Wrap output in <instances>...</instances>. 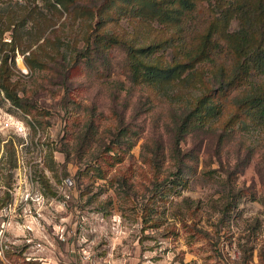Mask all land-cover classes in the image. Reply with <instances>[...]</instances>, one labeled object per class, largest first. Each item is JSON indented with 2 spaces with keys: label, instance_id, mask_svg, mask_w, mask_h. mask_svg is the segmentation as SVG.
<instances>
[{
  "label": "rangeland",
  "instance_id": "374dc122",
  "mask_svg": "<svg viewBox=\"0 0 264 264\" xmlns=\"http://www.w3.org/2000/svg\"><path fill=\"white\" fill-rule=\"evenodd\" d=\"M66 5L0 0V48L14 45L12 80L40 111L32 125L0 91V264H264V128L225 129L228 108L173 153L175 121L198 89L177 98L134 83L120 48L92 63L80 55L91 23L135 43L169 31L117 13L110 20L104 0ZM92 118L96 132L84 143ZM120 132L134 144H121L123 159L99 177L96 156ZM175 153L188 184L171 190L160 183L178 171Z\"/></svg>",
  "mask_w": 264,
  "mask_h": 264
},
{
  "label": "trees",
  "instance_id": "16d2710c",
  "mask_svg": "<svg viewBox=\"0 0 264 264\" xmlns=\"http://www.w3.org/2000/svg\"><path fill=\"white\" fill-rule=\"evenodd\" d=\"M55 1L67 6L69 0ZM104 1L105 7H109L110 20H115L117 13L141 23L156 21L169 34L149 43H135L134 37L128 39L91 23L80 52L85 62L92 63L95 55L120 48L124 53L125 73L134 83L145 84L163 94L175 89L171 95L177 98H184L190 88L198 89L196 92L190 89L183 112L175 121L173 153L188 133L212 128L216 121L221 123L219 119L228 108L231 111L222 121L225 129L247 128L250 124L264 128V0ZM232 20L237 21L234 29L230 28ZM14 49V45L8 49L0 48V91L14 106L32 115L31 122L35 125L38 123L34 114L40 112L39 109L18 95L15 80H12L16 72ZM167 50H170L169 57L165 54ZM27 58V64L34 67L35 59ZM95 132L92 118L87 123L82 141H90ZM225 132L219 133L218 143L222 142ZM121 134L123 132L119 133L115 144L112 137L111 143L96 156L92 169L99 177L107 175L105 164L111 166L123 159L120 147L129 140L126 137L120 139ZM133 144L134 141H130L127 148ZM156 154L157 151L150 160L157 176ZM162 154L165 156L164 152ZM174 155L178 156V171L173 178H164L160 183L171 190L188 184L181 167L184 160L178 154ZM187 159H193L192 155ZM7 161L13 162L10 152ZM41 182L45 188L50 187L44 175ZM6 201L0 200V207Z\"/></svg>",
  "mask_w": 264,
  "mask_h": 264
}]
</instances>
